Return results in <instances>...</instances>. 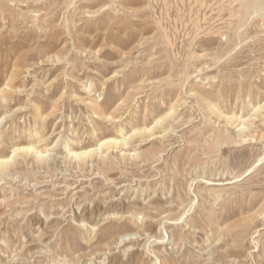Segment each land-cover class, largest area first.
<instances>
[{"label": "rangeland", "instance_id": "374dc122", "mask_svg": "<svg viewBox=\"0 0 264 264\" xmlns=\"http://www.w3.org/2000/svg\"><path fill=\"white\" fill-rule=\"evenodd\" d=\"M260 1L0 0V264H264Z\"/></svg>", "mask_w": 264, "mask_h": 264}, {"label": "bare ground", "instance_id": "6f19581e", "mask_svg": "<svg viewBox=\"0 0 264 264\" xmlns=\"http://www.w3.org/2000/svg\"><path fill=\"white\" fill-rule=\"evenodd\" d=\"M256 1H257V0H256ZM259 1H260V0H259ZM254 2H255V1H251V2L249 3V5L254 6V4L256 3V2H255V3H254ZM260 2H261V1H260ZM260 2H259V3H260ZM259 3H258V4H259ZM252 4H253V5H252ZM262 4H263V3H262ZM260 5H261V4H260ZM261 6H262V5H261ZM259 7H260V6H259ZM259 7H258V8H259ZM94 110H95V107H94ZM218 137H219V136H218ZM153 154H154V153H153ZM153 154H152V156H153ZM154 155H155V154H154ZM153 157H154V156H153ZM153 157H152V158H153ZM0 168H1V172H5V173H6V172H9V171H8V165H7V164L2 165ZM3 174H4V173H3Z\"/></svg>", "mask_w": 264, "mask_h": 264}]
</instances>
